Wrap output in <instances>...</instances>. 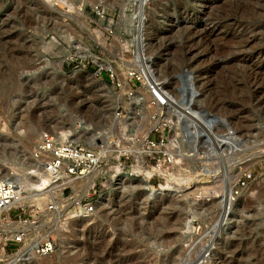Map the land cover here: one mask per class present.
I'll list each match as a JSON object with an SVG mask.
<instances>
[{
  "label": "rangeland",
  "instance_id": "1",
  "mask_svg": "<svg viewBox=\"0 0 264 264\" xmlns=\"http://www.w3.org/2000/svg\"><path fill=\"white\" fill-rule=\"evenodd\" d=\"M65 1L0 0V172L36 164L30 150L40 130L111 126L116 103L149 127L146 93L119 101L106 74L136 60L139 36L173 95L189 112L198 106L215 116L213 135L229 127L233 139L214 156L203 141L177 144L188 155L179 182L151 184L154 194L141 186L147 176L122 174L124 189L93 217L66 224L64 243L37 262L137 264L144 253V264H264V0ZM126 136L117 143L129 150ZM238 175L244 182L227 198Z\"/></svg>",
  "mask_w": 264,
  "mask_h": 264
},
{
  "label": "built area",
  "instance_id": "2",
  "mask_svg": "<svg viewBox=\"0 0 264 264\" xmlns=\"http://www.w3.org/2000/svg\"><path fill=\"white\" fill-rule=\"evenodd\" d=\"M139 46L134 62L124 66L120 72L108 68L106 74L115 92L121 95L119 101L135 100L133 96L139 93V89L145 91L146 98L138 95L137 101L144 99L146 106L152 108L147 113L151 120L148 131L139 132L136 127L140 120L131 121L119 103L115 104V123L110 129L119 131L115 136L117 142L127 135V140L132 143L129 150L119 145L112 136L103 141L99 135H95L88 143L60 138L49 130H40L30 150V159L41 166L48 177L49 182L44 187L45 199L40 203L21 200L16 181L0 175V225L3 227L0 264H18L21 258L44 256L52 252L54 241L50 229L65 226L73 216H90L97 207L100 194L118 172H126L136 178L146 175V181L155 185L166 178L181 176L183 159L188 155L178 154L177 144L181 145V139L169 135L174 126L172 118L175 117L171 109V103H174L172 91L158 77L150 58L144 54L142 37ZM190 114L192 119L181 120L182 128L194 139L206 142L205 151H212L211 156L219 148L218 141L232 146L231 128L217 131L218 135L215 136L211 133L217 123L215 116L201 107ZM243 182L242 176L238 175L227 198L235 197V187ZM10 242L16 244L12 251L16 254L9 257L10 252L6 250Z\"/></svg>",
  "mask_w": 264,
  "mask_h": 264
},
{
  "label": "bare ground",
  "instance_id": "3",
  "mask_svg": "<svg viewBox=\"0 0 264 264\" xmlns=\"http://www.w3.org/2000/svg\"><path fill=\"white\" fill-rule=\"evenodd\" d=\"M21 1V0H20ZM23 1V0H22ZM59 0H57V2H58ZM60 1H62L63 3L64 2H66L65 0H60ZM30 2V1H29ZM54 2V1H53ZM21 3V2H20ZM124 3V2H123ZM66 4H67V2H66ZM23 5V4H22ZM30 5V4H29ZM25 7V6H24ZM38 8V7H37ZM23 9V8H22ZM46 9V8H45ZM26 12H27V10H26ZM34 14H35V12H34ZM26 16V15H25ZM29 16V15H28ZM39 16V15H38ZM22 17V16H21ZM20 17V18H21ZM46 17H48V16H46ZM28 18V17H27ZM33 19V18H32ZM30 21V18H29V20H25L24 21V25H27L28 24V22ZM48 22V21H47ZM52 23V22H51ZM46 24V23H45ZM52 26V25H51ZM9 28V27H8ZM50 30H52V29H50ZM6 31V30H5ZM49 31V30H48ZM41 32V31H40ZM2 33V32H1ZM9 37V36H8ZM67 37L68 38H71V35H69L68 33H67ZM140 37H142L143 38V36H139V39H140ZM13 39V38H12ZM144 40H143V52H144V54H145V49H144ZM140 46H139V40H138V42H137V45H135V48H136V51L137 52H139V50H140V48H139ZM136 52V53H137ZM137 55V54H136ZM147 55V54H146ZM149 57V56H148ZM137 58V57H136ZM150 58V57H149ZM150 61H151V59H150ZM151 63H152V61H151ZM152 65H153V63H152ZM153 67H154V65H153ZM57 68H59V66L57 67ZM56 68V69H57ZM154 70H155V68H154ZM158 75V74H157ZM158 77H159V75H158ZM163 81V80H162ZM163 82H165V81H163ZM187 83V82H186ZM140 90V89H139ZM142 90V89H141ZM144 91V90H143ZM145 92V91H144ZM182 92V91H181ZM172 94V97H173V99H174V103H171V109H172V111H173V113H174V115H175V117H173L172 119H174V118H176L175 120H176V122H175V120L173 121V122H175L174 123V126H172V128L170 129V131H169V135H170V133L172 134V132L174 131L175 133L173 134V137L174 136H178L180 139H181V142H182V144H187L186 142H187V140L189 139V141H193L194 143H199V144H201L202 143V141L200 140V139H194L193 137H192V135L191 134H189L188 135V132H186V130H185V128L183 129L182 128V122H181V120H190V119H192L191 118V114L190 113H193V112H189V110L187 109V107H186V105H188L186 102H184V98L183 99H180L179 97H178V95L177 94H174L173 95V91L171 92ZM137 94H139V93H137ZM136 94V95H137ZM181 94H183V92L181 93ZM121 96V95H120ZM184 96V95H183ZM134 98L133 99H135V100H137V97L134 95L133 96ZM182 98V97H181ZM117 100H119V97H117ZM188 100V99H187ZM132 100L130 99V102H131ZM186 101V100H185ZM133 103V102H132ZM135 103V102H134ZM189 107V106H188ZM198 106H195V107H193V111H195L196 109H198L197 108ZM190 108V107H189ZM207 113V112H206ZM112 114V113H111ZM134 114H136L135 112H130L128 115L126 114V116L128 117V118H130V117H134L135 115ZM144 117H146V120H147V122L149 123V125L151 124V120H150V116H144ZM143 116H142V118H144ZM187 117V118H186ZM137 118H139V117H137ZM141 118V119H142ZM137 120V119H136ZM136 120H134V121H136ZM139 120H140V118H139ZM138 120V121H139ZM130 121V120H129ZM133 121V120H132ZM121 122H123L124 123V121H121ZM141 123H139V125L136 127L137 129H140V131L141 132H147L148 131V128L149 127H145V129H144V122H142V120L140 121ZM113 123H115L114 121H113ZM126 123V122H125ZM124 123V124H125ZM141 124H143L142 126H140ZM122 125V123H120V126ZM218 125V124H217ZM216 125V126H217ZM140 126V127H139ZM221 126V125H220ZM110 127L111 126H102V128H100L99 130H97V128H95V127H92L89 123H87V122H82L81 124H80V126L78 127V130H77V128H75V127H70V129H67V130H59L58 128L59 127H56V128H54L55 130L54 131H56V132H54V134H56L58 137H60V138H67V139H73V140H80L81 138H82V136L83 135H86V136H88V137H86V138H88L89 139V141H88V143L89 142H91L90 141V139L91 138H94V136L95 135H99V137L103 140V141H105V139H109V138H111V136H112V131H114V129L112 130V129H110ZM219 127V126H218ZM135 128V129H136ZM135 129H133V131L135 130ZM59 130V131H58ZM98 132V133H97ZM115 132V131H114ZM212 132V131H211ZM35 134V129H34V127H28V135L30 136V137H32L33 135ZM171 136V135H170ZM3 141H6V139H4ZM110 141V140H109ZM221 141H222V139H221ZM219 143H220V141H218ZM1 143V142H0ZM194 143H191V145L192 144H194ZM197 143V144H198ZM0 145H2L3 146V144L1 143ZM188 146H189V142H188V144H187ZM202 145V144H201ZM196 146V145H195ZM189 148H191L190 146H189ZM193 148V147H192ZM190 150H192V149H189V151ZM218 150V149H217ZM193 151H195V153H197V154H199L200 155V157H198V159H200V158H202L203 156H201V154H202V152L203 151H200L197 147L196 148H194L193 149ZM177 152H179V150L177 151ZM111 153V152H110ZM190 155H192V154H190ZM204 156H205V154H203ZM5 157V156H4ZM7 159H9V158H7ZM5 162V161H4ZM1 164V163H0ZM6 164V163H5ZM12 164V166H11V170H12V172L10 173H6V174H4L3 172H0V175L1 176H4V177H11L12 179H14L15 181H16V183H17V192H18V195H19V197L21 198V200H23V201H25V202H28V203H34L36 200H38L39 198H41V196L42 195H44L45 194V186L48 184V182H49V180H48V177H47V175L42 171V167L41 166H38L37 164H32V163H29L30 165H28V164H26V166L25 167H23L22 168V171L19 173L18 172V170H21L20 168L19 169H16L14 166V163H11ZM20 164H22L23 165V163H20ZM202 165H203V163H202ZM205 165H206V163H205ZM207 166V165H206ZM202 168H203V166H202ZM201 169V168H200ZM201 170H203V169H201ZM189 172V171H188ZM195 172V171H194ZM18 174V175H17ZM122 174H127L126 172H118V174H116L110 181H112V182H114V179L116 178V180H115V182L113 183V187L111 188V189H109L107 192L106 191H104L102 194H100V196H99V198H98V200H97V207H96V209H95V211L90 215V216H85V217H79V216H73L72 218H70L69 220H68V222H67V225L69 224L70 225V227H72V225L73 224H75V223H77V222H80V223H82L83 221H85V220H87V219H89L90 217H93L94 215H96L97 213H98V211L99 210H101V209H104V206H105V204L108 202V200H109V197H110V195L115 191V190H119L120 188H123V186H125V181H130V179L128 178V177H126L125 175H122ZM186 174V173H185ZM128 175V174H127ZM128 176H130V177H134V178H136L135 176H132V175H128ZM146 177V175L145 176H143L142 178L140 177V178H137V179H144ZM228 177V179L230 178L229 176H227ZM170 178V177H169ZM168 179V178H167ZM175 179V181H177V182H179V179H176V178H174ZM232 179V178H231ZM166 180V179H165ZM230 180V179H229ZM168 181V180H167ZM161 182V181H160ZM171 182H173L172 180L170 181L169 180V184L168 185H172V183ZM141 183V186H145V188L147 189V191L148 192H150L151 191V193H153L154 194V192H157L158 190L157 189H155L154 187H151L152 185L153 186H155L154 184H152L151 185V183L150 182H148V181H141L140 182ZM150 183V184H149ZM151 185V186H150ZM128 186V185H127ZM179 188L181 187V186H178ZM126 188V187H125ZM21 189V190H20ZM124 189V188H123ZM158 195V194H157ZM108 204V203H107ZM164 222V221H163ZM167 222V221H166ZM166 222H164L165 224H166ZM170 222V221H169ZM168 223V222H167ZM170 224V223H169ZM168 224V225H169ZM173 224V223H172ZM159 226V225H158ZM171 226V225H170ZM170 226H168V227H170ZM65 228H66V226L65 227H63V226H55V227H52L51 229H50V233H51V236H52V238H53V241H54V247H55V245H57V244H62V243H64V241L66 240L65 239V237H63V232H64V230H65ZM2 229H3V227H1V225H0V234H1V231H2ZM158 229V228H157ZM173 229V228H172ZM157 232H158V230H157ZM160 238V237H159ZM153 244V243H152ZM233 245V244H232ZM235 249V248H234ZM54 250V249H53ZM150 250V249H149ZM0 251H1V249H0ZM151 251H153L152 249H151ZM144 252V251H143ZM150 252V251H149ZM232 253V252H231ZM15 254L16 253H14V254H12V255H9V257L10 256H15ZM152 254V253H151ZM240 254V253H239ZM238 254V255H239ZM139 256H140V261H138L137 262V264H144V257H145V255L146 254H144V253H141V254H138ZM152 255H155V253L154 254H152ZM172 253H169V252H166L163 256L165 257V258H170V257H172ZM148 257L150 256V255H147ZM237 256V255H236ZM250 256H252L253 257V255H251L250 254ZM250 256H249V258H250ZM42 257H44V256H31V257H29V258H26V259H24V258H21V260H19V262H18V264H38L39 262H37L38 260H40V259H42ZM154 257H156V256H154ZM203 257L204 256H202V258H200L199 260H201V261H204L203 260ZM242 258V256H239L238 258ZM257 257V256H256ZM255 257V258H256ZM263 257V256H262ZM149 259V258H148ZM161 259V258H160ZM159 259V260H160ZM237 259V258H236ZM236 259L235 258H233V261H236ZM257 259V258H256ZM175 260V259H174ZM173 260V261H174ZM192 260H195V259H192ZM198 260V259H197ZM198 260V261H199ZM207 261H208V259H206ZM205 260V261H206ZM230 260V259H229ZM232 260V259H231ZM238 260V259H237ZM42 261V260H41ZM146 261H147V259H146ZM204 261V262H205ZM255 261V260H254ZM193 262V261H192ZM238 262V261H237ZM161 263V262H160ZM190 263V262H189ZM194 263L196 264V261H194ZM202 263V262H201ZM39 264H46L44 261L43 262H41V263H39Z\"/></svg>",
  "mask_w": 264,
  "mask_h": 264
}]
</instances>
